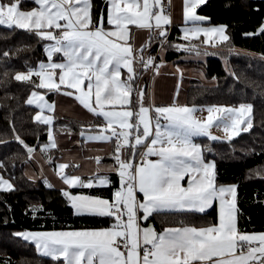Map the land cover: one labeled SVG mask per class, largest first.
I'll return each mask as SVG.
<instances>
[{"label": "snow or ice", "instance_id": "1", "mask_svg": "<svg viewBox=\"0 0 264 264\" xmlns=\"http://www.w3.org/2000/svg\"><path fill=\"white\" fill-rule=\"evenodd\" d=\"M30 2L37 6L25 10V0H0V25L27 30L51 42L46 45L47 62L14 76L35 89L27 99V104L39 109L34 120L47 126L54 123L53 115L44 114L55 110V104L46 100L47 93L74 96L84 109L103 120L102 124L81 125L79 135L87 141L113 146L111 166L103 165L102 156L89 158L96 168L87 180L66 171L80 167L75 163H59L56 175L69 188L92 189L111 186L106 173L114 172L119 187L111 200L74 195L67 189L63 192L75 214L112 217L115 222L111 227L13 235L32 242L42 256L57 264H264V232L239 230L237 186L217 184L215 161H206L204 150L192 139L207 136L214 141H231L248 132L253 127V105L198 108L174 101L169 106H145L144 90L133 86L139 71L154 70L158 74L163 66L144 53L154 38L161 39V46L166 42L172 24L166 8L171 0H105L106 15L102 12L96 20L92 0ZM205 3L183 0V18L191 26L183 29L182 39L187 43L175 45L177 49L199 55L200 47L193 41L201 37L203 44L213 46L230 40L227 26H201L200 22L209 18L198 15L197 9ZM133 29L148 32L147 39L138 46ZM259 31L264 33V26ZM57 54L62 55L59 61L54 59ZM197 112L207 115L198 118ZM214 127L225 135H213ZM16 140L32 157L36 149L19 136ZM48 141L42 147L46 154L58 147L52 127ZM47 160L51 163L52 157L48 155ZM0 190H15L2 174ZM217 203V222L206 226L182 224L160 232L154 225L142 226L161 211L205 213ZM38 210L33 207V211Z\"/></svg>", "mask_w": 264, "mask_h": 264}, {"label": "trees", "instance_id": "2", "mask_svg": "<svg viewBox=\"0 0 264 264\" xmlns=\"http://www.w3.org/2000/svg\"><path fill=\"white\" fill-rule=\"evenodd\" d=\"M92 0L93 18L96 20V4ZM99 8L105 13V0ZM35 6L30 0L22 4L24 9ZM209 17L210 24H224L230 40L221 44L225 50L218 55H210L205 63L206 76L216 78L215 85L192 84L187 91V103L190 105H228L250 103L253 105V127L248 132L231 141L211 140L199 136L206 158L216 163L217 183H234L237 186V222L240 231L264 230V0H206L197 9ZM180 24H172L168 30L166 59L179 57L186 52L175 45L184 44ZM158 39V40H157ZM202 37L193 43L202 45ZM157 41L154 43V41ZM50 41L41 40L34 33L18 28L9 29L0 25V173L8 177L15 190H0V264H57L49 257L42 256L32 242L24 241L13 234L23 230L69 229L107 225L109 218L92 215H77L64 190L48 187L46 179L34 183L24 172L25 161L30 159L27 149L17 140L19 136L25 144L40 150L49 163L57 167L60 149H51L44 153L42 147L48 142V126L34 120L36 107L27 104V98L33 86L31 83L14 79L16 73L37 66L45 57L44 47ZM154 43V44H153ZM160 38H154L149 55L154 57ZM239 47L248 51L234 49ZM201 50V48H200ZM8 55L4 56L3 53ZM228 59V67L221 57ZM156 58V57H155ZM145 71V70H144ZM144 71L134 83L138 82ZM233 73L235 75H233ZM38 83L37 78H33ZM134 106L136 96H133ZM55 129H62L56 124ZM77 119H70V128L80 130ZM59 125V124H58ZM208 143V145H206ZM209 149L211 151H209ZM107 155L105 157H110ZM260 172V175H257ZM111 186L100 188H71L73 191H86L104 195L112 199V193L119 187L117 174L111 175ZM36 206L39 210L33 211ZM215 207L199 212L161 211L147 222L157 231L171 225H205L215 222Z\"/></svg>", "mask_w": 264, "mask_h": 264}, {"label": "crops", "instance_id": "3", "mask_svg": "<svg viewBox=\"0 0 264 264\" xmlns=\"http://www.w3.org/2000/svg\"><path fill=\"white\" fill-rule=\"evenodd\" d=\"M36 6L37 5L33 7H36ZM101 7H103V2L102 0H99L96 4V8L98 10L96 19H99L102 13V10L99 9ZM31 8H27L25 10H30ZM166 11L171 14L172 24L181 25L182 34H183V29L186 26L188 27L191 26L190 23L186 24L183 18V0H171L170 9ZM197 13L198 15L209 18L205 14L199 13L198 11ZM92 15H93V12H92ZM105 15H106V10H105ZM200 23H201V26L203 27H217V26L224 25V24H210L209 19L206 21L200 22ZM172 24L168 26V30L172 26ZM105 26L108 27L107 24H105ZM226 34H227V30H226ZM147 37H148L147 31H138L136 29H133V39L137 46L143 43L147 39ZM156 42L157 41L155 40L154 43ZM199 47L201 48L199 55H196L195 53H185L173 59H166V49L164 48V46H161V44L159 45L157 52L154 54V57H156L155 62L157 64H162L163 66L159 68L158 74H156L154 70H145L143 74L140 76L139 82H138V89L144 90V105L145 106H152V107L169 106L174 101L181 105L186 104L189 106H193L186 102L187 101V91L190 85L196 84V83L205 84V85H215L216 84L217 82L216 78L214 77L209 78L206 76L205 63H206L207 58L210 55H218L219 51H222L225 49L221 47V44L213 46L212 44L202 43V45H200ZM149 49L150 47L145 51L144 53L145 56L149 55L148 53ZM234 49L245 51V52L248 51L246 49L239 48V47H234ZM44 55L45 57L41 59L39 63L47 62L46 45L44 47ZM54 59L59 61L62 59V55L57 54L54 57ZM221 59L223 63L226 62L225 57L222 56ZM39 63L34 68H38ZM137 68L139 69V65H137ZM27 71L28 70L20 71V72H27ZM123 71L126 72V69ZM181 73H182V78H181ZM33 90H31V92ZM39 91L43 93L45 90H39ZM31 92L29 93L28 98ZM46 100L49 103L55 104V110L52 113H49L46 110L44 114L53 115L54 122L55 120H60L61 122L58 123L59 125L56 124L58 127H61L62 129L71 130L69 133L68 131H60L61 129H55L54 123L53 125L48 126V128L52 127V129L56 133V139L58 143L57 148H59L61 151L59 157L57 158V165L59 163L79 164L80 165L79 168H69L66 171L83 176L85 174L91 175V173L96 168V165L94 164V162L91 159H89L90 157H94L97 155L104 157L102 161L104 166H111L114 163V160L111 158V156L109 158L105 157L107 155H111L112 150H113L112 144L100 142V141H87L85 137H81L79 135L81 129L80 130L71 129L69 126L70 119H73V118L80 120V122H86L87 123L86 125L102 124L103 120L101 118L95 117L93 114L88 112V110L84 109L79 104V102L75 99L74 96L70 97V96H67L61 93L53 92V93L46 94ZM228 105H231V107H234L235 104H228ZM33 106L36 107V105H33ZM207 106L209 105H201V106H196V107L206 108ZM38 111L39 109L36 107L35 114ZM199 113L203 116L207 115L206 112H203V113L197 112L196 115ZM163 122L164 121H162V123ZM198 137L199 136H194L192 138L193 143L200 145L202 148L201 143H199V140H197ZM204 159L206 161H215L213 158H206L205 156H204ZM56 168H53L47 162L46 158L43 156L40 150H36L33 156L30 157V159L25 162L24 171L26 175L29 176L30 179L34 183H36L39 179L43 178V179H46L48 183L56 187H59L63 190L67 189L71 191V193L74 195L75 194L96 195V196H101L103 198L111 200V198L104 196V195L93 194V193H89L86 191H73L71 188H69V186L63 184L61 179L56 175V172H55ZM106 174L111 180V175L114 174V172H107ZM217 184L222 185V186L235 185L234 183H217ZM213 207H215L216 209L217 219H218V209H219L218 203L214 204ZM165 211H173V210H165ZM103 217L109 218V223L107 225L83 227V228H69V229L23 230L20 232L101 229V228L111 227V225L115 222L112 217H107V216H103ZM217 219L215 222H217ZM215 222H211V223H215ZM148 224H151V223H148ZM148 224L147 222H145L142 226H148ZM208 224H205V225L184 224V225H193V226L200 227V226H206ZM180 226L182 225H171V226L168 225V226H165L164 228L180 227ZM160 231H157V232H160ZM241 232L260 233V232H264V230L262 231H241Z\"/></svg>", "mask_w": 264, "mask_h": 264}, {"label": "rangeland", "instance_id": "4", "mask_svg": "<svg viewBox=\"0 0 264 264\" xmlns=\"http://www.w3.org/2000/svg\"><path fill=\"white\" fill-rule=\"evenodd\" d=\"M225 57V56H224ZM226 58V57H225ZM225 64V66L226 67H228V59L226 58V62L224 63ZM239 104H241V103H239ZM239 104H235L234 105V107H236V106H239ZM245 104H250V103H245ZM226 106H230L231 107V105H226ZM197 117L198 118H203L204 116L203 115H201L200 113L199 114H197ZM212 133H213V135H216V136H218V137H223L225 134L223 133V131H222V129H220V128H213L212 129ZM206 145H208V143H206ZM26 162V161H25ZM24 168H25V166H24ZM25 172V171H24ZM1 174V173H0ZM26 174V173H25ZM5 179H7V180H10L8 177H5V176H3ZM29 177V176H28ZM30 178V177H29ZM10 182L12 183V181L10 180ZM13 184V183H12Z\"/></svg>", "mask_w": 264, "mask_h": 264}, {"label": "built area", "instance_id": "5", "mask_svg": "<svg viewBox=\"0 0 264 264\" xmlns=\"http://www.w3.org/2000/svg\"><path fill=\"white\" fill-rule=\"evenodd\" d=\"M165 2L167 3V0H165ZM169 9H170V7H167V8H166V10H169ZM141 151H143V149H141ZM89 176H90V175L85 174V175H83V178H84L85 180H87V179L89 178Z\"/></svg>", "mask_w": 264, "mask_h": 264}]
</instances>
